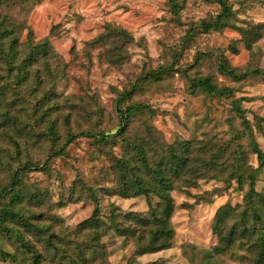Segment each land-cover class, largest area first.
<instances>
[{
  "label": "rangeland",
  "instance_id": "374dc122",
  "mask_svg": "<svg viewBox=\"0 0 264 264\" xmlns=\"http://www.w3.org/2000/svg\"><path fill=\"white\" fill-rule=\"evenodd\" d=\"M225 1L234 12L233 20L223 30L207 33L200 24L218 14V0H179L177 15L171 12L168 0H42L27 7L23 17L28 29L20 39L24 41L28 32L35 40L49 39L64 70L53 93L66 106L50 111L45 118L42 114L53 105V98L48 100L43 92L37 103L38 92L29 87L22 94L24 108L10 112L17 114L16 128L4 126L5 110L0 109V204L24 219L8 218L7 231L0 228V252L5 258H0V264L30 261L18 235L31 243L45 260L43 264H68L70 258L63 261L53 254L61 248L68 254L82 240L76 228L90 218L96 203L102 217L114 208L123 214H145L158 207L159 198L154 194L134 198L117 194L121 180L117 159L134 157L130 143L143 144L149 159H154L166 147L201 139L208 148L205 160L217 155L220 147L226 150L223 169L221 176L216 175L217 170L211 172L219 179L202 180L187 193L171 192L170 248L133 256L132 242L122 247L114 237L107 240V261L264 264L259 246L264 242V163L260 164L248 146L252 139L264 154V0ZM220 64L246 75L239 80L224 76ZM162 68L168 70L156 80L143 78ZM1 74V84L17 80L15 72ZM200 77L230 89L232 95L211 97L191 91L190 80ZM29 82L34 85L33 77ZM126 92L130 94L124 106L143 103L154 115L136 119L123 138L108 144L80 138L63 155L48 159L72 134L115 131L116 102ZM13 99L9 94L2 107ZM234 101L239 102L243 115H238ZM243 121L250 132L245 131ZM49 122L54 124L57 138L48 134ZM209 138L231 142L227 146L207 143ZM238 153L243 157L238 158ZM196 156L201 155L192 150L193 162ZM27 161L34 164L32 169L19 172L17 185L2 197L14 172ZM249 175L254 177L257 193L251 203L246 199ZM239 176L241 185L235 180ZM224 206L230 208L231 216L225 225L216 227L217 212ZM231 227L233 241L225 247L218 234L224 235ZM249 232L254 234L249 236ZM50 238L59 244L57 249L46 246Z\"/></svg>",
  "mask_w": 264,
  "mask_h": 264
},
{
  "label": "trees",
  "instance_id": "16d2710c",
  "mask_svg": "<svg viewBox=\"0 0 264 264\" xmlns=\"http://www.w3.org/2000/svg\"><path fill=\"white\" fill-rule=\"evenodd\" d=\"M42 0H0V81L3 80L2 72L6 71L8 74L15 72L14 84L8 85L7 83H0V109L5 110L3 124L6 127L16 128L19 124L17 114H11L12 108L20 111L25 105L22 94L27 88L31 87L36 95V102L41 101L42 93H46L49 97L48 100L53 98L54 103L52 106L46 108L45 118L50 111L61 109L60 97L53 93L54 87L59 80L64 76L63 67L60 64V58L52 49L49 39L35 40L32 34L28 32L24 41L20 37L22 31L27 28L26 19L24 14L30 5L38 4ZM169 8L175 15L180 11L179 0H168ZM220 10L218 14L211 21H203L200 28L203 32L220 31L230 25L234 12L225 0H218ZM28 29V28H27ZM113 32V31H112ZM122 32V31H120ZM114 34V32H113ZM35 68L32 71V68ZM173 67V66H171ZM168 68H162L157 71L148 72L143 76L146 80H156L161 72H167ZM219 71L224 76L230 77L235 80L242 79L246 74H239L236 70L229 69L223 65H219ZM34 79V87L29 82L30 78ZM191 91L200 90L204 94L211 97H230L232 92L228 88L218 87L213 85L211 80L205 77L192 78L190 80ZM40 93V94H39ZM14 96L10 100L8 106L2 104L8 99V95ZM130 94L126 92L121 94L116 102V118L118 125L115 131H88L79 132L68 136L63 146L51 156L58 157L63 155L64 149L71 143L80 138H89L97 143H109L110 140L119 137H125L136 119L142 116H152L154 111L143 103H130L126 106L123 105L125 97ZM67 102L68 99H63ZM22 105V106H21ZM234 108L238 115H243V110L239 107V102H233ZM245 131L250 132V128L246 121H243ZM48 134L57 138L54 130V124L49 122ZM204 141L196 140L179 144L177 146L166 147V151L160 155L149 159L147 151L143 144L137 145L130 143L129 147L134 153L132 159L122 157L117 159V169L119 171V178H121L117 190V194L123 198H134L138 196L149 197L151 194L159 198V205L149 212L142 213H120L117 208H114L106 217H102L96 208L89 219L78 225L76 229L79 230L77 234L82 235V240L75 243V248L72 251H67L63 248L56 250L54 257H58L65 261V258H70L68 264H109L107 261V240L114 237L120 239V244L125 247L128 243L132 242L133 252L132 255H145L157 253L170 248L172 239L171 216L174 210V202L171 197L172 191L187 193L190 189H195L199 186V182L205 179H219L211 175V172L217 170L218 176H221L223 169V161L226 150L220 147L217 155L211 156L210 159L205 160L203 155L208 151ZM223 143L225 146L231 141H219L212 138L207 139L209 142ZM14 146L19 149L18 142L13 140ZM249 148L252 154H255L260 164L264 163V154L259 150L257 144L251 139ZM192 150L198 152L201 156H196L194 162L190 154ZM136 154V155H135ZM238 158H242L243 154L238 153ZM47 159V160H48ZM193 162V164H192ZM192 164V165H191ZM31 161H27L24 165L19 166L14 172L10 186L2 194V197L9 193L19 181V172L30 170L33 167ZM46 165V163H45ZM236 183L241 185L243 179L239 176L235 178ZM250 189L246 195L247 203H251L252 196L257 195L253 189L254 177H248ZM229 180H225V182ZM93 199L94 197L91 196ZM231 216V211L228 206L220 208L217 212L215 225L227 222V217ZM8 218L24 219L13 211H10L0 204V228L2 232L7 231L6 220ZM27 223H25V226ZM245 227V226H244ZM247 228V227H246ZM231 227L229 231H224L218 234L220 240L225 243V247L229 246L231 240ZM82 233V234H81ZM254 233L249 232V236ZM20 246L29 253L31 256L30 261L26 260L28 264H43L45 260L34 250L30 242L25 241L23 237L18 235ZM59 244L51 241V238L46 241V246L52 249H57ZM261 247L260 259H264V242L259 243ZM216 250L219 247L215 248ZM64 250L66 252H64ZM60 253V254H59ZM73 253V254H72ZM0 258L4 260L3 253L0 252ZM261 264V263H259Z\"/></svg>",
  "mask_w": 264,
  "mask_h": 264
}]
</instances>
